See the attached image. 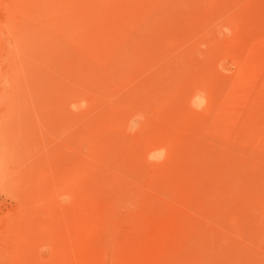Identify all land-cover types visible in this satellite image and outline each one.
Returning <instances> with one entry per match:
<instances>
[{"label":"rangeland","instance_id":"374dc122","mask_svg":"<svg viewBox=\"0 0 264 264\" xmlns=\"http://www.w3.org/2000/svg\"><path fill=\"white\" fill-rule=\"evenodd\" d=\"M0 264H264V0H0Z\"/></svg>","mask_w":264,"mask_h":264}]
</instances>
